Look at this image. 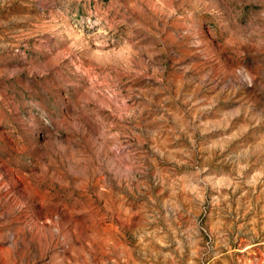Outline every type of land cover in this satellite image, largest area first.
I'll return each mask as SVG.
<instances>
[{"label":"rangeland","instance_id":"1","mask_svg":"<svg viewBox=\"0 0 264 264\" xmlns=\"http://www.w3.org/2000/svg\"><path fill=\"white\" fill-rule=\"evenodd\" d=\"M0 264H264V0H0Z\"/></svg>","mask_w":264,"mask_h":264}]
</instances>
